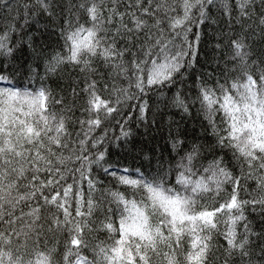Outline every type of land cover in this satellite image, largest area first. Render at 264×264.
I'll use <instances>...</instances> for the list:
<instances>
[{
  "label": "snow or ice",
  "instance_id": "snow-or-ice-1",
  "mask_svg": "<svg viewBox=\"0 0 264 264\" xmlns=\"http://www.w3.org/2000/svg\"><path fill=\"white\" fill-rule=\"evenodd\" d=\"M0 264H264V0H0Z\"/></svg>",
  "mask_w": 264,
  "mask_h": 264
}]
</instances>
